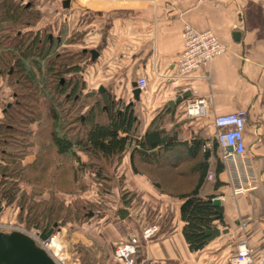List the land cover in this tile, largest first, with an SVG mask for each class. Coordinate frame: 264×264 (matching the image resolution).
I'll return each mask as SVG.
<instances>
[{
    "label": "crops",
    "instance_id": "0c3cea01",
    "mask_svg": "<svg viewBox=\"0 0 264 264\" xmlns=\"http://www.w3.org/2000/svg\"><path fill=\"white\" fill-rule=\"evenodd\" d=\"M36 1L42 12V22L40 19L38 24L47 25L52 36L60 41L62 36H75L84 43L81 51L86 57L81 72H85L82 81L86 90L101 87L116 100L132 103L137 135H142L154 122L165 135L176 136L184 143V147L181 144L165 149L161 156L164 163L155 167L134 161L133 168L126 152L110 165V173H102L105 178L101 182H93L91 176L84 174L83 195L77 190L70 194L52 186L44 187L49 178L48 168L54 173L57 159L60 161L51 143L52 129L45 128L49 123L43 112L38 119L26 123V128L12 127L9 106L25 87L17 82L0 83V125L6 127H0V178L14 176L11 165L15 158L24 167V178L18 182L24 196L45 200L52 194L65 204L81 197L92 207L84 221L85 234L65 231L69 241H73L67 248L56 233L65 234L60 229L75 225V220L54 229L55 244L65 251L72 264H118L113 256L114 247L126 242L129 236L137 239L135 264H229L228 257L235 253L242 237L256 250L263 247L264 0H69L67 7L62 6L63 0ZM187 24L198 31L211 30L226 48L224 53L203 63L187 85L179 82L178 87H173L167 77L175 72L182 49L180 36ZM234 31L240 32L238 42L232 38ZM91 50H96L95 57ZM141 76L147 79L148 92L135 101L131 84ZM182 88L190 96L173 109L167 107V102L175 99ZM102 94L98 92L95 98L103 103L106 96ZM191 99L203 100V117H186V105ZM240 109L246 111V153L233 169L218 158L212 121L217 115ZM194 140L200 141L203 149L192 158ZM49 152L51 160L45 165L44 155ZM78 155L85 162V154ZM42 158L40 167L32 164ZM204 159L206 174L198 195L219 199L221 216H215L212 225L226 232L208 239L204 231L203 248L190 250L182 233L185 223L180 215V195L195 185L200 173L194 166ZM72 165L76 167L75 160ZM137 167L144 168L134 171ZM208 171L214 174L211 180L207 178ZM120 208L128 212L123 219L117 215ZM17 210L15 205L2 206L0 218L14 221ZM150 224H156L158 229L145 239L142 231ZM77 237L85 242L86 257L76 246Z\"/></svg>",
    "mask_w": 264,
    "mask_h": 264
},
{
    "label": "trees",
    "instance_id": "16d2710c",
    "mask_svg": "<svg viewBox=\"0 0 264 264\" xmlns=\"http://www.w3.org/2000/svg\"><path fill=\"white\" fill-rule=\"evenodd\" d=\"M18 1L0 0V25L5 26L6 21L3 16H6V5L10 6L8 11L10 15H15V12L25 13L31 8L30 2ZM37 13H34L36 15L33 16L32 21L26 20V25L33 23L36 18L38 22L37 15L39 14ZM2 28L4 27L0 26V46L4 45V47L0 49V57L3 59L4 56H9L11 59H15L16 65H18V67H13V63L8 64L6 60H3L6 73L11 78L14 77V79H10V82L25 85L28 82L38 83L35 81H39V83L50 85L42 91L35 92L36 94L27 91L17 92L9 106L12 115L10 124L14 128H26V123L31 120L30 116L33 117L40 112L46 115L49 124L45 128L52 129L51 143L54 144L55 154H59L60 161L55 156L57 167L54 168V173L48 167H44L49 171V178L43 184L44 187L52 186L57 191L72 194L80 188L84 174L87 173L91 176L92 178H89L93 182H101V179L105 178L102 174L104 166L113 165L126 152L132 167L134 161H142V164L155 167L156 164L164 163L161 156L165 149H173L181 144L184 147V143L179 141L176 136L165 135V132L157 128L158 126H155L154 122L150 123L142 135H137V119L132 103L124 104L123 100H116L115 96L110 95L104 89L102 91H99L100 88L95 89L94 93L91 89L86 90L85 82L82 81L85 72H81L85 62L82 58L86 56L84 51L73 53L69 50H58L60 39L53 37L47 30L40 31L38 28L36 33L29 35L27 32L20 31L14 35L11 32L4 35L1 31ZM29 36L30 43H35L40 49L38 51L42 52V54L39 53L41 55H38V61L13 57L15 52L20 51L22 44L27 41ZM35 39H37L36 42ZM74 55H79L77 61L74 60ZM58 57L57 63L53 64L52 60ZM45 61H47L48 76L40 70ZM48 61L51 65H48ZM33 64L37 70L42 71V74L37 72L36 75L32 71L31 65ZM15 72H20V77H15ZM98 92L103 93V97L106 96L105 102L96 100L95 94ZM20 115L21 117H19ZM99 115H101L100 118H98ZM3 125L1 124L0 127L6 128ZM70 127L79 130L73 133ZM199 149H203L201 142L194 140L190 149L192 158ZM79 152L87 157L85 162L81 160ZM45 154L46 165L51 160L52 153ZM207 155L208 148H205L204 156ZM40 159L34 160L32 164L40 167L43 158L42 161ZM69 160L70 162H68ZM74 160L76 161L75 168L72 167ZM174 165L177 164L174 163ZM11 168L14 176L0 178V206H18L16 221L14 220L16 224H22L26 229L38 226L41 230H47L54 224L58 226L67 221L76 220L78 217L86 218L87 212L92 210L91 205L88 204L87 208L83 207L81 205L83 202L77 199L70 204H65L63 200H58L52 194L45 200L24 196V192L20 191L18 187V182L24 178V167H20V161L14 158ZM143 168L137 167L133 170L137 171ZM162 169L159 170L162 171ZM194 170H198L200 173L195 185L187 193L180 195L183 199L180 205V215L185 223L182 233L190 250L203 248L206 238L204 231L213 226L214 217L221 211L220 207L212 204V196L202 198L198 195V189L206 174L205 159L197 163ZM49 181L51 183H48ZM37 193L40 194V192Z\"/></svg>",
    "mask_w": 264,
    "mask_h": 264
},
{
    "label": "built area",
    "instance_id": "2783aa9c",
    "mask_svg": "<svg viewBox=\"0 0 264 264\" xmlns=\"http://www.w3.org/2000/svg\"><path fill=\"white\" fill-rule=\"evenodd\" d=\"M182 49L180 50L175 72L168 75L169 84L178 87V83L190 80L203 63L209 62L212 58L224 53L223 45L216 35L208 29L195 30L190 25H185L181 32ZM136 86L140 95L148 92L147 79L144 76L136 80ZM180 86V85H179ZM183 90L179 92H184ZM206 114V106L202 99H191L185 109L187 118L203 117ZM215 129V140L218 145V158L225 166H232L241 160L245 153L244 129L246 124V111L236 110L230 113L217 115L212 121ZM214 174L208 171L207 178L213 179ZM158 229L156 224H150L142 231V237L149 238ZM0 231H20L28 235L35 244L43 249L55 262V264H72L63 249L55 244L54 235L45 238L39 237L38 229H25L14 221H5L0 218ZM137 239L129 236L124 243L114 247L113 256L118 264H135L134 254L136 252ZM229 264H264V246L259 250L252 248L245 237L239 238L236 251L228 257Z\"/></svg>",
    "mask_w": 264,
    "mask_h": 264
},
{
    "label": "rangeland",
    "instance_id": "374dc122",
    "mask_svg": "<svg viewBox=\"0 0 264 264\" xmlns=\"http://www.w3.org/2000/svg\"><path fill=\"white\" fill-rule=\"evenodd\" d=\"M18 1V0H17ZM27 1H29L30 3H31V8L28 10V12H25V13H14L15 15H13V14H9L8 13V11H9V9H10V6H7L6 5V7H7V12H6V16L4 15L3 16V18H5V26L2 24V25H0V26H3L4 28H2V33H4V35H5V33H12V35H14L15 33L17 34V33H19V31L20 32H27V34L29 35V34H33V33H36L37 32V29L39 28L40 29V31L41 30H47V31H49L47 28H48V26L46 25V26H42V25H40V24H38V22H39V20L41 19V22H42V14H40V13H42V12H40L41 10H38V8H37V4H36V0H22V2L23 3H27ZM18 2H21V0L20 1H18ZM37 13V14H39V15H37L38 17H39V19H38V22H37V18H36V20L33 22V23H31L29 26L28 25H26V22L27 21H32V19H33V16H35L36 14H34V13ZM11 17V18H10ZM25 18V19H24ZM27 20V21H26ZM15 21V22H14ZM44 23V22H43ZM46 23V22H45ZM12 26V28H10ZM24 26V27H23ZM11 30H10V29ZM50 32V31H49ZM58 35V34H57ZM74 35V34H73ZM31 36V35H30ZM30 36L26 39L27 41L26 42H24V44H22V47L20 48V51L19 52H15L14 54V56L13 57H15V58H18V59H30V60H35V61H38L37 60V58H38V55H41L42 54V52H39L38 50H40L38 47H37V45L34 43V44H31L30 42H31V38H30ZM77 37V36H76ZM62 39H61V43L57 46V48H58V50H61V49H63V50H69V51H71V52H73V53H75V52H81V50H84L83 49V45H84V43L82 42V40H80L78 37L77 38H75V36H72L70 39L69 38H64L63 36L61 37ZM36 40L37 39H35L34 41L36 42ZM33 43V42H32ZM73 44H75V45H73ZM2 47H4V45L3 46H0V49H2ZM47 47V46H46ZM42 48V47H41ZM39 53H41V54H39ZM46 54V53H45ZM82 57V56H81ZM85 57L86 56H83V58L82 59H84L85 60ZM73 58H74V60H78L79 59V55H74L73 56ZM3 60H6L7 62H8V64L9 63H13L14 64V66L13 67H18V65H16V62H15V59H11L9 56H4V58L2 59L1 57H0V83L3 81V82H5L6 84H7V82L8 81H10V79L12 80V79H14V77L12 76V78L6 73V71H5V65H3L4 63H3ZM55 60V61H54ZM54 60H52L53 61V64H56L57 63V60H59V57L58 58H56V59H54ZM61 61V60H60ZM45 64L42 66V69H40V70H42V71H44V73L46 74V76H48L49 74L47 73V69H46V64H47V61H45L44 62ZM30 65V64H29ZM48 65H51L50 64V62L48 61ZM27 67H29L28 65H26ZM32 66V71L34 72V73H36V75H37V72H40V70H37V68L35 67V65L33 64V65H31ZM4 70V71H3ZM3 71V72H2ZM42 71L40 72V74H42ZM9 73V72H8ZM20 73V72H19ZM18 72H15V77H20V74H19ZM35 82H38L39 83V81H35ZM32 83V82H28V83H26L25 85H23L24 87H25V89H22L23 87H18L19 89H22L21 91H27V92H33V93H35V92H38V91H42V89L39 87V85L40 84H44L46 87L48 86H50V85H47L46 83ZM46 87L44 88V89H46ZM18 89V90H19ZM89 89H91V90H93V93H94V91H95V87H92V88H89ZM19 92V91H18ZM36 94V93H35ZM41 100H43L42 98H41ZM39 115H41V112L40 113H38V114H35L33 117L32 116H30V118H31V120H33V119H38V117H39ZM19 117H21V115L19 116ZM101 117V115H99L98 116V118H100ZM45 118H46V115H45ZM46 120H47V118H46ZM47 122H48V120H47ZM72 130V132L73 133H76L78 130H77V128H73V127H70ZM83 130H84V128H83ZM163 161V160H162ZM109 170H110V165L108 166V168H106V169H103V171H107V173H110L109 172ZM83 179V178H82ZM81 179V186H80V188H78V191H77V193L78 194H82L83 195V193H84V185H85V182H84V180H82ZM101 189V188H100ZM99 188H98V190H100ZM77 200H79V201H82L83 203H81V205L83 206V207H88V203H86V202H84L83 200V198H81V197H78L77 198ZM85 204V205H84ZM90 205V204H89ZM15 220V219H14ZM85 220H87L85 217H78V219H76L75 220V223L77 224H75V225H71V226H65V223H62V224H60V226L63 228L64 226V228L61 230L60 229V231H70V233L71 232H74V233H78L79 235L80 234H85L84 233V230H83V228L85 227L84 225H85V223H84V221ZM8 221H13V219H9ZM16 221V220H15ZM73 222V221H72ZM75 226H77L78 228H75ZM69 228H72V229H69ZM80 229H82V230H80ZM59 230V228H57L56 229V231H58ZM67 232H65V234H62V233H59V232H57L56 233V237L57 238H59L60 239V241L62 242V244H64V245H66V247L65 248H67V246H68V243H72L73 241L72 240H70L69 241V238L67 237V235H68V233ZM81 236V235H80ZM77 238H79V237H77ZM76 246H77V248L78 249H80L81 248V251H80V253H81V255L83 256V257H86V256H84V255H86V246H85V242H84V240L80 237L79 239H77V242H76ZM88 255V254H87ZM90 257V256H89ZM109 257H111V255H109ZM108 257V258H109ZM100 258V257H99ZM99 258H94L95 260L97 259H99Z\"/></svg>",
    "mask_w": 264,
    "mask_h": 264
},
{
    "label": "water",
    "instance_id": "95a60500",
    "mask_svg": "<svg viewBox=\"0 0 264 264\" xmlns=\"http://www.w3.org/2000/svg\"><path fill=\"white\" fill-rule=\"evenodd\" d=\"M68 4L69 0H63V7H67ZM232 38L234 41L238 42L240 40V32L234 31L232 33ZM96 53V50L90 51V54L93 55V57L96 56ZM131 87L133 99L138 101L140 99V90L136 86V81L132 82ZM102 90L103 88L100 87L99 91ZM189 96V91L182 92L178 94L175 99L169 100L166 106L173 109L175 105L181 103L182 100ZM211 201L215 206L220 205L218 198H213ZM127 213V210L124 208H120L117 211V215L120 219H123ZM219 216H221L220 213L218 214V217ZM55 227L56 224L47 230H40L39 237L44 240L45 238L51 236L54 233ZM35 228L38 229V226H35ZM222 232L225 233L226 231L220 230L217 226H213L212 228L205 230V234L209 237L208 239H214L215 236H218ZM0 264H55V262L43 249L39 248L35 244L32 238L25 233L20 231H0Z\"/></svg>",
    "mask_w": 264,
    "mask_h": 264
},
{
    "label": "flooded vegetation",
    "instance_id": "af4514ba",
    "mask_svg": "<svg viewBox=\"0 0 264 264\" xmlns=\"http://www.w3.org/2000/svg\"><path fill=\"white\" fill-rule=\"evenodd\" d=\"M51 36V35H50Z\"/></svg>",
    "mask_w": 264,
    "mask_h": 264
}]
</instances>
